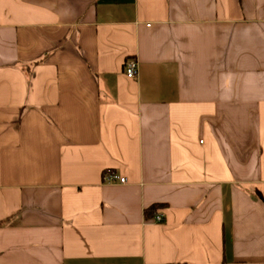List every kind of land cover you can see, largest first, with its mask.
Masks as SVG:
<instances>
[{"label":"crops","instance_id":"obj_1","mask_svg":"<svg viewBox=\"0 0 264 264\" xmlns=\"http://www.w3.org/2000/svg\"><path fill=\"white\" fill-rule=\"evenodd\" d=\"M0 264H264V0H0Z\"/></svg>","mask_w":264,"mask_h":264},{"label":"built area","instance_id":"obj_2","mask_svg":"<svg viewBox=\"0 0 264 264\" xmlns=\"http://www.w3.org/2000/svg\"><path fill=\"white\" fill-rule=\"evenodd\" d=\"M125 68H126L125 74H126V77L128 79L134 80L137 78L139 68H138V63L136 61H133V60L128 61L125 65ZM107 180L109 182L118 181L121 184H126V182H127V179L120 178L118 175L113 174V173H111L107 176ZM155 221L162 222L163 216L157 215L155 218Z\"/></svg>","mask_w":264,"mask_h":264},{"label":"trees","instance_id":"obj_3","mask_svg":"<svg viewBox=\"0 0 264 264\" xmlns=\"http://www.w3.org/2000/svg\"><path fill=\"white\" fill-rule=\"evenodd\" d=\"M158 208L157 206L151 208L148 212H147V217H151L153 215V212H155V209Z\"/></svg>","mask_w":264,"mask_h":264}]
</instances>
